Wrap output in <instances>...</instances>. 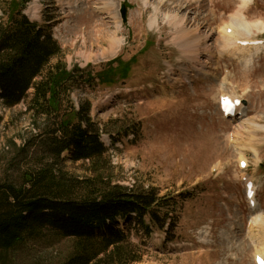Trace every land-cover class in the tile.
<instances>
[{"label": "rangeland", "instance_id": "obj_1", "mask_svg": "<svg viewBox=\"0 0 264 264\" xmlns=\"http://www.w3.org/2000/svg\"><path fill=\"white\" fill-rule=\"evenodd\" d=\"M23 12L49 28L68 70L135 58L128 78L88 94L93 121L108 131L100 139L111 181L175 203L156 223L131 217L115 224L136 246L132 264H254L264 257V46L231 51L223 39L233 24L237 40L248 39L244 24L249 39H264V0H27ZM186 43L189 51L180 47ZM32 93L13 108L0 101V184L22 185L34 162L44 123L33 128ZM222 94L241 100L242 120L222 117ZM62 157L65 172L91 176L89 162ZM242 176L255 182L254 208ZM47 236L29 243L18 264H60L72 242Z\"/></svg>", "mask_w": 264, "mask_h": 264}, {"label": "trees", "instance_id": "obj_2", "mask_svg": "<svg viewBox=\"0 0 264 264\" xmlns=\"http://www.w3.org/2000/svg\"><path fill=\"white\" fill-rule=\"evenodd\" d=\"M26 2L7 0L4 21L0 17V101L13 108L32 90L27 111L33 128L39 130L37 120L44 128L23 184H0V264H18V255L45 233L72 242L60 264H132L136 246L115 224L131 217L156 223L169 208L174 211L175 203L155 191L134 192L111 181L100 139L108 131L93 121L88 94L128 78L135 58L68 70L49 28L24 14ZM76 92L85 97L75 102ZM64 154L73 163L89 162L91 176L80 179L65 172L59 166Z\"/></svg>", "mask_w": 264, "mask_h": 264}, {"label": "bare ground", "instance_id": "obj_3", "mask_svg": "<svg viewBox=\"0 0 264 264\" xmlns=\"http://www.w3.org/2000/svg\"><path fill=\"white\" fill-rule=\"evenodd\" d=\"M243 1V3L244 4H246V3H248L250 0H242ZM244 6V5H243ZM233 21V20H232ZM241 24V23H240ZM238 26V25H237ZM242 26H244V27H242V30L245 32V34H246V36H247V38L248 39H240V40H237V39H235L236 37H235V24H233L232 26H229V27H227V26H224L223 28H224V31L227 33V34H225V33H223V39H224V43L225 44H227V47L231 50V51H240V52H242V51H247V52H258L261 48L260 47H253L252 45H247V46H242V47H239V42H237V41H253V40H251V39H249V32H248V29H247V26L244 24V25H242ZM230 28V29H229ZM183 33V32H182ZM187 38V37H186ZM181 39H183V38H181ZM184 40V39H183ZM115 42L116 43H118L117 41H116V39L115 40H112L111 41V43H112V46L114 45L115 46ZM182 42H184V41H182ZM237 42V43H236ZM189 43V42H188ZM188 43H186V44H184V45H180V47L181 48H183L184 50H186V51H189L191 48H189V47H187L188 45H190V44H188ZM195 45V44H194ZM238 45V46H237ZM189 48V49H187V48ZM193 55H196V54H193ZM232 98H235L233 95H232ZM242 109V108H241ZM238 111H240L241 112V116H238L239 118H238V120H242L244 117H245V114L243 113V111L242 110H238ZM235 119H237V117H235ZM237 121V120H236ZM239 128L241 127V121H240V123H239V126H238ZM238 130V129H237ZM240 162H245V160L243 159V158H241L240 159ZM257 256H260V257H262V258H264L263 257V255L260 253V254H258V255H256L255 257H257ZM254 257V258H255Z\"/></svg>", "mask_w": 264, "mask_h": 264}, {"label": "water", "instance_id": "obj_4", "mask_svg": "<svg viewBox=\"0 0 264 264\" xmlns=\"http://www.w3.org/2000/svg\"><path fill=\"white\" fill-rule=\"evenodd\" d=\"M120 15L123 23L127 21V7L124 3L120 5Z\"/></svg>", "mask_w": 264, "mask_h": 264}]
</instances>
